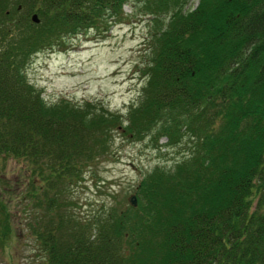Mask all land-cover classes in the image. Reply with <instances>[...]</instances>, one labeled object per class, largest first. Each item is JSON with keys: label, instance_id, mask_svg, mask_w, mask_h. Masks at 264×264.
Listing matches in <instances>:
<instances>
[{"label": "trees", "instance_id": "1", "mask_svg": "<svg viewBox=\"0 0 264 264\" xmlns=\"http://www.w3.org/2000/svg\"><path fill=\"white\" fill-rule=\"evenodd\" d=\"M131 1L0 0V167L21 164L26 188L8 202L0 192V243L25 203L47 264H264V0H145L157 24L127 124L93 102L49 104L27 79L33 54L125 16ZM116 129L193 146L146 175L137 206L80 220L65 198Z\"/></svg>", "mask_w": 264, "mask_h": 264}, {"label": "rangeland", "instance_id": "2", "mask_svg": "<svg viewBox=\"0 0 264 264\" xmlns=\"http://www.w3.org/2000/svg\"><path fill=\"white\" fill-rule=\"evenodd\" d=\"M144 1L132 0L124 7L125 16L105 19L98 27L66 36L62 45L31 56L25 75L47 103L68 99L86 107L87 102H93L97 112L104 108L128 123L130 107L143 97L147 81L144 69L152 58L157 24L152 20L154 15L143 10L147 6ZM198 3L192 0L190 5L194 8ZM192 143L189 137L175 145L169 144L167 136L136 140L124 129H116L109 152L85 165L81 180L71 186L64 205L80 220L88 221L99 219L111 207H129L133 194L138 201L137 187L146 175L158 166H174L190 152ZM21 170L22 165L14 162L0 167V179H5L0 180V192L4 191L7 202L26 190L21 189L19 180L25 173ZM7 179L12 180L14 192L5 191ZM32 211L25 203L13 208L15 236L7 246L0 243V264H47L46 253L29 225Z\"/></svg>", "mask_w": 264, "mask_h": 264}, {"label": "water", "instance_id": "3", "mask_svg": "<svg viewBox=\"0 0 264 264\" xmlns=\"http://www.w3.org/2000/svg\"><path fill=\"white\" fill-rule=\"evenodd\" d=\"M32 19L34 22H39V18H38V15L37 14H34L32 16ZM129 201L130 203L133 205V206H137L138 205V201H137V196L135 194H133L130 198H129Z\"/></svg>", "mask_w": 264, "mask_h": 264}]
</instances>
